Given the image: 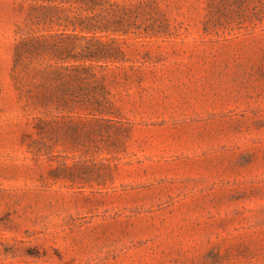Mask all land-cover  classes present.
Returning <instances> with one entry per match:
<instances>
[{"label":"rangeland","instance_id":"obj_1","mask_svg":"<svg viewBox=\"0 0 264 264\" xmlns=\"http://www.w3.org/2000/svg\"><path fill=\"white\" fill-rule=\"evenodd\" d=\"M155 1L36 108L0 0V264H264V0Z\"/></svg>","mask_w":264,"mask_h":264},{"label":"trees","instance_id":"obj_2","mask_svg":"<svg viewBox=\"0 0 264 264\" xmlns=\"http://www.w3.org/2000/svg\"><path fill=\"white\" fill-rule=\"evenodd\" d=\"M13 1L27 6L16 24L14 80L40 78L31 96L36 108L83 103V90L72 84L93 76L92 63L114 59L111 44L148 36L157 10L155 0Z\"/></svg>","mask_w":264,"mask_h":264}]
</instances>
